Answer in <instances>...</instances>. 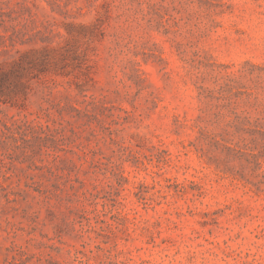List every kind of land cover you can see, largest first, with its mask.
I'll return each instance as SVG.
<instances>
[{"label":"rangeland","instance_id":"374dc122","mask_svg":"<svg viewBox=\"0 0 264 264\" xmlns=\"http://www.w3.org/2000/svg\"><path fill=\"white\" fill-rule=\"evenodd\" d=\"M0 69V264H264V0H0Z\"/></svg>","mask_w":264,"mask_h":264},{"label":"trees","instance_id":"16d2710c","mask_svg":"<svg viewBox=\"0 0 264 264\" xmlns=\"http://www.w3.org/2000/svg\"><path fill=\"white\" fill-rule=\"evenodd\" d=\"M0 74H2V75H5V71L3 72V71H1V69H0ZM236 128H238V126H235ZM260 132H261V134H263L264 135V130H259Z\"/></svg>","mask_w":264,"mask_h":264}]
</instances>
